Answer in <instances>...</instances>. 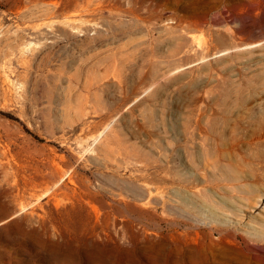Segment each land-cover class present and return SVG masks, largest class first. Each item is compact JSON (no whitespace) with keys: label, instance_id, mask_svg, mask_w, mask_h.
Here are the masks:
<instances>
[{"label":"rangeland","instance_id":"374dc122","mask_svg":"<svg viewBox=\"0 0 264 264\" xmlns=\"http://www.w3.org/2000/svg\"><path fill=\"white\" fill-rule=\"evenodd\" d=\"M0 264H264V0H0Z\"/></svg>","mask_w":264,"mask_h":264}]
</instances>
